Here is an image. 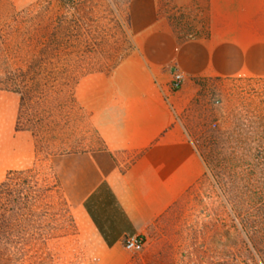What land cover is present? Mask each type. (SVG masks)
I'll return each instance as SVG.
<instances>
[{
    "label": "rangeland",
    "instance_id": "1",
    "mask_svg": "<svg viewBox=\"0 0 264 264\" xmlns=\"http://www.w3.org/2000/svg\"><path fill=\"white\" fill-rule=\"evenodd\" d=\"M128 21V0H0V89L21 96L18 127L35 143L24 168L42 183L54 156L103 147L76 88L131 51ZM178 119L207 171L153 224L142 250L128 249L130 264H264V76L198 79ZM42 199L34 221L45 241L25 240V251L1 254L0 264H100L79 200L76 228L66 220L54 234Z\"/></svg>",
    "mask_w": 264,
    "mask_h": 264
},
{
    "label": "crops",
    "instance_id": "2",
    "mask_svg": "<svg viewBox=\"0 0 264 264\" xmlns=\"http://www.w3.org/2000/svg\"><path fill=\"white\" fill-rule=\"evenodd\" d=\"M128 17L131 51L76 88L103 147L52 160L71 208L79 200L99 243L100 264H130L126 238L144 237L205 176L206 162L178 119L194 82L264 76V0H128ZM175 69L184 74L178 90ZM21 100L0 89V177L35 156L32 133L18 127Z\"/></svg>",
    "mask_w": 264,
    "mask_h": 264
},
{
    "label": "trees",
    "instance_id": "3",
    "mask_svg": "<svg viewBox=\"0 0 264 264\" xmlns=\"http://www.w3.org/2000/svg\"><path fill=\"white\" fill-rule=\"evenodd\" d=\"M51 169L52 174L48 184L40 181L34 167L11 169L0 182V255L6 253L11 256L15 255L19 251L26 250L22 246L25 240L32 241L37 236L44 238L41 227L35 226L39 220L37 223L34 221L38 209L42 207L44 193L49 197V206L46 211L49 213V220L44 225L53 230L54 234L56 229L63 227L66 220L76 228L71 205L61 179L53 166ZM86 207L108 243L113 244L115 240L109 238L88 203Z\"/></svg>",
    "mask_w": 264,
    "mask_h": 264
},
{
    "label": "built area",
    "instance_id": "4",
    "mask_svg": "<svg viewBox=\"0 0 264 264\" xmlns=\"http://www.w3.org/2000/svg\"><path fill=\"white\" fill-rule=\"evenodd\" d=\"M183 83L184 74L180 70L175 69L172 74L171 88L173 90H178L182 87ZM124 244L129 250L140 251L144 247V238L139 235L129 236L126 238Z\"/></svg>",
    "mask_w": 264,
    "mask_h": 264
}]
</instances>
